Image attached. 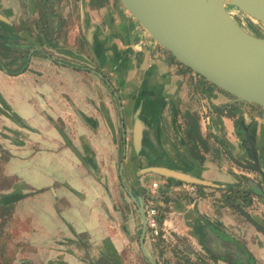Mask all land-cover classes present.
Returning a JSON list of instances; mask_svg holds the SVG:
<instances>
[{
  "label": "crops",
  "instance_id": "crops-1",
  "mask_svg": "<svg viewBox=\"0 0 264 264\" xmlns=\"http://www.w3.org/2000/svg\"><path fill=\"white\" fill-rule=\"evenodd\" d=\"M80 1L84 35L100 32L88 23V0ZM42 4L0 0V264H149L132 195L143 202L154 175L163 237L145 230L142 244L157 264H264V201L253 191L260 206L225 199L226 188L252 182L236 163L250 144L264 160V113L178 71L130 18L125 48L143 55L140 75L119 81L138 88L139 99L122 102V115L106 99L108 86L100 90L92 71L67 62L63 43L46 38ZM192 132L201 160L190 153ZM130 152L137 169L169 166L212 185L185 192L157 174L135 179Z\"/></svg>",
  "mask_w": 264,
  "mask_h": 264
},
{
  "label": "water",
  "instance_id": "water-1",
  "mask_svg": "<svg viewBox=\"0 0 264 264\" xmlns=\"http://www.w3.org/2000/svg\"><path fill=\"white\" fill-rule=\"evenodd\" d=\"M119 1L147 35L165 49L177 63L235 100L255 104L264 110V30L257 25L262 31L261 34L243 29L225 8L228 5L233 6L247 19L252 17L264 27V0ZM80 14L83 26L85 22L83 6H80ZM86 39L89 46L92 45L90 34L86 35ZM70 51L74 56H81L74 49ZM89 51L95 60L91 47ZM135 113H140L139 105ZM135 123L139 126L138 120ZM139 139L140 134L136 128L132 134L135 148L139 144ZM250 146L251 158L258 169L254 146L253 144ZM135 171V179L142 174H157L173 186L180 182L194 185L211 184L190 172L169 166L149 165ZM175 180L177 182L172 183ZM250 189L256 192L255 189ZM147 193L148 189L143 188L141 195ZM132 200L139 215L140 250L149 264H157L154 258L147 254L142 244L145 234L142 196L132 195ZM258 228L264 234V229L260 226Z\"/></svg>",
  "mask_w": 264,
  "mask_h": 264
},
{
  "label": "flooded vegetation",
  "instance_id": "flooded-vegetation-1",
  "mask_svg": "<svg viewBox=\"0 0 264 264\" xmlns=\"http://www.w3.org/2000/svg\"><path fill=\"white\" fill-rule=\"evenodd\" d=\"M80 2H81L80 0H43V4H42L43 14H40V17L43 19L44 35L46 36L47 39H50V37H52V41H54L55 43H60V42L63 43L62 45H65V49L69 51V53L71 52L70 51L71 49H74L79 54H81V56L83 55L81 57V56H74L71 54L72 57H74V61H67V62L68 63L71 62L70 65L74 66L75 68H85V69L88 68V70L92 71L91 75L96 74V76H98V80H99L98 82L101 83V85L100 84L99 85L102 87V90H104L103 89L104 84L108 86V88H106L105 90L106 92L109 91L108 93L110 94L108 95L104 91L105 92L104 94H106V99L107 97L108 98L110 97L113 102L117 101V103L119 104L118 105L119 111H121L123 115L124 109H123L122 102H124L125 99L128 98L127 100H129L128 103L130 102L129 103L130 105L134 104L135 100H139L137 99L138 88L135 89V87L133 88L119 87V84L116 81L117 79L119 80V75L120 74L125 75L128 69L134 68V67L138 68L140 64L139 59L142 58V55H143L142 53L138 54V52L137 53L133 52L130 47H128V49L125 48V44L127 40L130 41L128 39L129 35L132 33V30H131L132 26H131V23H129V19L132 18V16L122 6L119 0H88L87 8L89 9L91 13L90 20L92 21L90 22L88 18V21H89L88 23H90L91 26H94L95 28L101 30L100 32L97 30L96 32L94 31V34H90L93 40V43L92 45L90 44L89 46L88 41H86L87 39H85L86 36L84 35L83 30H82ZM83 9L85 10L84 7ZM56 11H59V14H57ZM227 12L229 13V15L233 18V20L236 23H238L243 29L247 30L246 27L243 24H241L239 19L235 17V15L230 14L228 10ZM84 18L86 17L84 16ZM117 23H119L120 25H118ZM55 30H57V32L54 35ZM106 36L110 44L108 43V47L106 44V49H103L105 47L100 46V41L101 39H103V37H106ZM68 37H70V39ZM152 41L154 42V40ZM47 46L50 49L55 50L54 47L48 44ZM90 47L93 53L95 54V60L90 55V51H89ZM157 47L160 50H162L161 52L168 58L170 63L174 64V67H176L178 71L181 70L182 72L192 74V77L194 79H199L198 75H196L195 73L191 72L189 69L177 63L165 49L161 48L159 45H157ZM58 48L62 49L63 47L59 46ZM104 50H105V53H104ZM98 55H102L103 58H105L103 62L101 58L97 57ZM134 55L137 56L136 58H138L137 59L138 61L137 63H134L133 65V62H131V60H133ZM75 58L76 60L77 58L81 59L82 61L84 60L86 67L76 66ZM86 59L88 60V62H91V64L93 65L92 68H90V65L85 62ZM124 61H126V65H122ZM97 68L99 70L104 69L107 72V75L106 73L99 71V70H98L99 72L96 73ZM108 75L110 77H107ZM113 75L117 78L113 79ZM200 80L202 81V84H206L208 86V91L214 89L216 92L226 94L220 91L219 89L215 88L213 85L207 83L206 81L202 79ZM123 82L126 83L125 80H123ZM126 93L129 94L128 97L125 95ZM113 96H114V99H113ZM125 96L127 98H124ZM226 96H229L232 100H235L232 96L228 94H226ZM239 102H242V101H239ZM242 103L246 104L247 111H249L252 115L255 113H264V110L255 104L246 103V102H242ZM225 109H228V107ZM127 110L131 113L130 108ZM122 122H123V119H122ZM124 124L125 122H123V125ZM249 141H252V139H249ZM261 141L262 142L264 141V127L261 132ZM120 144L125 145V141H123V143H120ZM255 153L257 156L256 150H255ZM246 155H247V158L242 159L241 161L237 160L236 163L240 165V167L238 168L240 169L241 172H247L248 174L252 175L251 180L252 182L254 181V184H252V182L246 181L244 184H239L237 188L239 191H243V190L248 191L245 197L249 198V203H246V205L247 204L250 205L251 203H255V202L252 199L254 197L251 193L252 190L247 189V187L249 186H252L250 188L256 190V192H254L256 196H260L262 201H264V160H262L260 156L259 158L257 156V167L259 169L258 170L255 167L256 164H254L251 158V149L249 150V153H247ZM239 200L241 202H244L241 199ZM256 203L261 205L260 202H256ZM263 208H264V205H263Z\"/></svg>",
  "mask_w": 264,
  "mask_h": 264
},
{
  "label": "rangeland",
  "instance_id": "rangeland-1",
  "mask_svg": "<svg viewBox=\"0 0 264 264\" xmlns=\"http://www.w3.org/2000/svg\"><path fill=\"white\" fill-rule=\"evenodd\" d=\"M226 8H227V10L230 12V14H232V15H235V17L236 18H238L239 19V21L241 22V24H243L245 27H246V29L248 30V31H250V32H252V33H258V34H261L262 33V31L254 24V23H252L249 19H247L246 18V16L242 13V12H240L239 10H237L235 7H233V6H226ZM98 58H101V60H102V62L104 61V59L105 58H103V56L102 55H98L97 56ZM65 58V57H64ZM74 58V57H73ZM72 57H68V58H65L66 60H69V61H74V59H73ZM149 59H151V58H149ZM86 63H88L89 65H90V68H92L93 67V65L91 64V62H88V60L86 59V61H85ZM148 62H150V60H148L147 61V63ZM124 63V64H123ZM122 63V65H126V61H124ZM75 65L76 66H80V67H83V66H85L86 64L84 63V60L82 61L81 59H79V58H77V60H76V58H75ZM86 67V66H85ZM95 68V67H94ZM99 69L97 68L96 69V73H98L99 71H102V72H104V73H106V75H107V72L103 69V70H99ZM135 72L136 71H134V68H130V69H128V71H127V73L125 74V75H122V74H120L119 75V80L117 79L116 81H117V83L119 84V81L120 80H125L126 82H128V81H130L131 79H134V78H136V77H138V74L140 75V71H139V73L137 72L136 74H135ZM95 75V76H94ZM94 75H92L94 78L93 79H95V81L98 83V84H100L101 85V83L100 82H98L99 80H98V76H96V74H94ZM107 77H110L109 75L107 76ZM90 78H92V77H90ZM114 78H117V77H115L114 75H113V79ZM99 85V89L100 90H102V87ZM129 88V87H128ZM120 89V88H119ZM101 94H103V93H101ZM106 94H108L107 92H106ZM223 95H225L226 96V94H223ZM113 99H114V96H113ZM128 101L129 100H124V103L126 104V106L128 105ZM262 127H264V121H263V126ZM117 143H119V138L117 139ZM131 153L132 152H130V153H128V161H129V163L128 164H132L133 166V169H137L136 168V165H135V157H132L131 156ZM134 170V171H135ZM134 171H132V173L134 172ZM151 177L152 178H155V180L156 181H159V178L157 177V176H149V177H147L148 178V181H149V183H151L150 181H151ZM143 196H146V195H143ZM253 201L255 202H257L258 201V199H256L255 197H253ZM255 202V203H256ZM259 202V201H258ZM256 205V204H255ZM257 205H259L260 206V204H258L257 203ZM256 205V206H257Z\"/></svg>",
  "mask_w": 264,
  "mask_h": 264
},
{
  "label": "built area",
  "instance_id": "built-area-1",
  "mask_svg": "<svg viewBox=\"0 0 264 264\" xmlns=\"http://www.w3.org/2000/svg\"><path fill=\"white\" fill-rule=\"evenodd\" d=\"M158 183L152 181L149 185V191L143 199V212L145 220V230L151 238L163 237V228L159 220L158 210L155 204L154 191L157 188ZM175 188L185 191L193 192L195 185L185 182H180Z\"/></svg>",
  "mask_w": 264,
  "mask_h": 264
},
{
  "label": "trees",
  "instance_id": "trees-1",
  "mask_svg": "<svg viewBox=\"0 0 264 264\" xmlns=\"http://www.w3.org/2000/svg\"><path fill=\"white\" fill-rule=\"evenodd\" d=\"M188 141H189V149H190V153L195 157V158H199L200 160L202 159L201 157L198 156V152H197V144L195 143L194 140V134L192 132V134H189L186 136ZM227 193L225 199L229 202H234L235 198H239L241 200H243L244 204L249 203V198H246V193L248 191L243 190V191H239L237 187H228L226 188Z\"/></svg>",
  "mask_w": 264,
  "mask_h": 264
},
{
  "label": "bare ground",
  "instance_id": "bare-ground-1",
  "mask_svg": "<svg viewBox=\"0 0 264 264\" xmlns=\"http://www.w3.org/2000/svg\"><path fill=\"white\" fill-rule=\"evenodd\" d=\"M224 1H225V0H224ZM221 2H222V0H221ZM249 19H250V21H251L252 23H254L255 25L259 26L261 29L264 30V27H263L262 25H260V23H259L257 20H255V19L252 18V17H249Z\"/></svg>",
  "mask_w": 264,
  "mask_h": 264
}]
</instances>
